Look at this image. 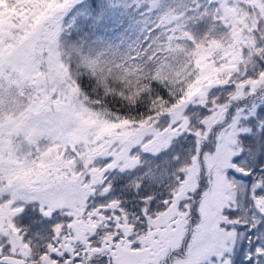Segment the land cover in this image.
Masks as SVG:
<instances>
[{
    "label": "snow or ice",
    "instance_id": "6c2138e0",
    "mask_svg": "<svg viewBox=\"0 0 264 264\" xmlns=\"http://www.w3.org/2000/svg\"><path fill=\"white\" fill-rule=\"evenodd\" d=\"M0 264H264V0H0Z\"/></svg>",
    "mask_w": 264,
    "mask_h": 264
}]
</instances>
